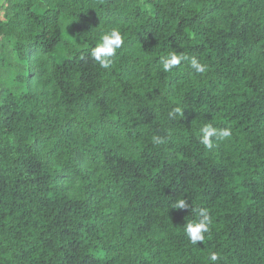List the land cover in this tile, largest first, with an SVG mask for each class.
I'll return each mask as SVG.
<instances>
[{"label":"trees","instance_id":"trees-1","mask_svg":"<svg viewBox=\"0 0 264 264\" xmlns=\"http://www.w3.org/2000/svg\"><path fill=\"white\" fill-rule=\"evenodd\" d=\"M4 3L0 264H264V0ZM174 50L207 71L165 72ZM207 123L232 136L205 148ZM183 198L212 218L203 243Z\"/></svg>","mask_w":264,"mask_h":264},{"label":"clouds","instance_id":"clouds-1","mask_svg":"<svg viewBox=\"0 0 264 264\" xmlns=\"http://www.w3.org/2000/svg\"><path fill=\"white\" fill-rule=\"evenodd\" d=\"M0 5H3L4 8L7 7L4 0H0ZM124 43L125 36L119 27L103 30L99 35L98 42L91 48L90 56L100 68L108 69L111 66V58L116 55L117 50ZM182 62H187L190 68L197 74H203L207 71V66L201 63L197 57L192 56L189 58L183 51H169L161 57L162 67L165 72L172 71L181 65ZM176 115H183V111L179 107L174 108L169 113V116L173 118ZM199 132V142L207 149H212L217 141H223L232 136V129L230 127L218 128L211 123L204 124L199 129ZM152 139L155 144L163 142L159 136H154ZM173 208L177 210L188 209L198 214V219L191 220L184 225V233L193 245H197L198 242L203 243L206 239V234L210 232L212 224V218L208 210L206 208H194L186 198L177 200ZM208 259L210 264H217L220 256L216 252H211Z\"/></svg>","mask_w":264,"mask_h":264}]
</instances>
